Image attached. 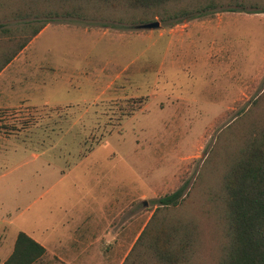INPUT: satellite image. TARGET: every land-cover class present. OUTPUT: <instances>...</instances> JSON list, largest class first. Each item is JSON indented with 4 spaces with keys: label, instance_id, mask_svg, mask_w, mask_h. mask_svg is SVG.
Instances as JSON below:
<instances>
[{
    "label": "rangeland",
    "instance_id": "374dc122",
    "mask_svg": "<svg viewBox=\"0 0 264 264\" xmlns=\"http://www.w3.org/2000/svg\"><path fill=\"white\" fill-rule=\"evenodd\" d=\"M29 5L51 2L0 0V13ZM91 7L107 20L50 19L0 77L15 89L0 125L32 121L0 129V232L8 244L33 231L57 253L48 264H121L146 222L192 219L203 244L190 264H213L215 223L198 194L150 218L158 198L186 193L215 143L234 145L225 127L258 95L251 116L264 117V13L225 5L139 29L128 20L138 10Z\"/></svg>",
    "mask_w": 264,
    "mask_h": 264
},
{
    "label": "trees",
    "instance_id": "16d2710c",
    "mask_svg": "<svg viewBox=\"0 0 264 264\" xmlns=\"http://www.w3.org/2000/svg\"><path fill=\"white\" fill-rule=\"evenodd\" d=\"M51 6L38 9L5 8L0 13V71L36 36L50 19L101 16L91 13V5H123L138 10L131 22L145 23L159 18L174 23L212 12L225 5L228 10L262 12L264 0H49ZM3 4V3H2ZM4 6V5H3ZM22 21L11 26L9 21ZM127 20V19H125ZM122 21V18L119 19ZM21 40H20V39ZM19 39V40H18ZM15 43V44H14ZM261 95L247 110L238 113L225 129L232 130L234 145L219 152L215 143L208 152L191 187L183 184L157 200L159 209L181 204L192 193L199 195L201 211L215 223L211 232L210 254L213 264H264V117L251 116L260 106ZM251 116V117H250ZM236 121V123L234 122ZM31 119L4 123L7 133L24 128ZM223 139V132L218 136ZM205 185V187H203ZM146 222L121 264H190L202 247L198 224L192 219L178 222ZM45 248L25 232L19 231L13 250L3 264H33L41 261ZM48 263V262H45Z\"/></svg>",
    "mask_w": 264,
    "mask_h": 264
},
{
    "label": "crops",
    "instance_id": "0c3cea01",
    "mask_svg": "<svg viewBox=\"0 0 264 264\" xmlns=\"http://www.w3.org/2000/svg\"><path fill=\"white\" fill-rule=\"evenodd\" d=\"M16 59L13 58L12 62H9L1 71H0V77L1 75L4 73L5 70H7V68H9L10 65H12V63L15 61ZM4 78V77H3ZM5 79V78H4ZM31 83H34V84H37L38 85V82L37 81H30V80H27L26 82L23 81L22 84H30ZM14 84V83H12ZM5 88V89H4ZM2 87L0 85V108L4 107H8V105L10 104V101L13 100V96L11 95H14L15 93V89L12 88V86H8V89L7 87ZM8 90V91H7ZM5 91L6 94H5V97H2L1 96V93ZM11 92V93H10ZM11 98V99H10ZM29 98H20L19 101H13V104L14 102L15 103H20V102H29ZM45 104H48V103H45ZM85 217H87V222L86 224H88V226H92L93 229H91V232L90 234H92L91 236H94L95 235V232L96 230L94 229L96 227V223L97 222H101V214H97L95 215L94 213L92 214H85ZM105 218V221H106V217L104 216ZM3 223V222H2ZM3 229H1L2 231L0 232V264H3L4 261L9 257V255L11 254L12 250H13V247H14V243H15V239H16V236L18 234L19 231H22V230H19L16 232L15 234V237L13 239V241L9 242L8 244H6V237H5V232H4V227L2 226ZM24 232V231H23ZM32 233L30 232H25L28 236H30L32 239H34L35 241H37L39 244H41L44 248H45V253L44 255L42 256V259L41 261L37 262V263H33V264H48V263H45V257H47V255L49 253H56L54 250L51 251L50 250V247L49 245L46 243V241H44V239L42 237H38V236H35L33 231H31ZM98 235V233H97ZM71 248H68V250H70ZM66 250V248H65ZM66 250V251H68ZM57 254V253H56Z\"/></svg>",
    "mask_w": 264,
    "mask_h": 264
},
{
    "label": "water",
    "instance_id": "95a60500",
    "mask_svg": "<svg viewBox=\"0 0 264 264\" xmlns=\"http://www.w3.org/2000/svg\"><path fill=\"white\" fill-rule=\"evenodd\" d=\"M159 25H160L159 21L154 20V21H150V22L137 24L136 28H139V29H156L159 27Z\"/></svg>",
    "mask_w": 264,
    "mask_h": 264
}]
</instances>
